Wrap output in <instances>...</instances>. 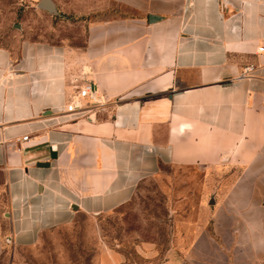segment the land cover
<instances>
[{
    "label": "crops",
    "instance_id": "crops-1",
    "mask_svg": "<svg viewBox=\"0 0 264 264\" xmlns=\"http://www.w3.org/2000/svg\"><path fill=\"white\" fill-rule=\"evenodd\" d=\"M94 1L82 43L0 44V255L124 204L160 164L227 158L245 178L218 184L214 229L176 246L264 264V0Z\"/></svg>",
    "mask_w": 264,
    "mask_h": 264
},
{
    "label": "rangeland",
    "instance_id": "rangeland-1",
    "mask_svg": "<svg viewBox=\"0 0 264 264\" xmlns=\"http://www.w3.org/2000/svg\"><path fill=\"white\" fill-rule=\"evenodd\" d=\"M54 1L58 14L38 7V0H0V44L16 50L24 38L82 43L86 23L101 15L93 10L95 1ZM120 11L125 8L106 9L108 15ZM237 164L227 158L209 168L160 164L124 204L94 214L77 212L72 221L44 229L29 245L6 241L0 264H210L206 246L182 249L176 243L190 240L175 233L214 229L213 190L245 178L247 170H238Z\"/></svg>",
    "mask_w": 264,
    "mask_h": 264
},
{
    "label": "built area",
    "instance_id": "built-area-1",
    "mask_svg": "<svg viewBox=\"0 0 264 264\" xmlns=\"http://www.w3.org/2000/svg\"><path fill=\"white\" fill-rule=\"evenodd\" d=\"M249 69H250V66H246L244 71H247ZM89 88H90V84H87L82 88H78L77 94H79L80 96H84L86 93H88ZM76 108H77V106L74 102L68 103L67 107H66L67 110L76 111V113H82V111H85V108H87V107H80L79 109H76ZM26 137H27V135L23 136V138H26Z\"/></svg>",
    "mask_w": 264,
    "mask_h": 264
},
{
    "label": "water",
    "instance_id": "water-1",
    "mask_svg": "<svg viewBox=\"0 0 264 264\" xmlns=\"http://www.w3.org/2000/svg\"><path fill=\"white\" fill-rule=\"evenodd\" d=\"M37 6L43 8L51 13L58 14V9L54 0H38ZM38 165H48V162L39 161Z\"/></svg>",
    "mask_w": 264,
    "mask_h": 264
}]
</instances>
